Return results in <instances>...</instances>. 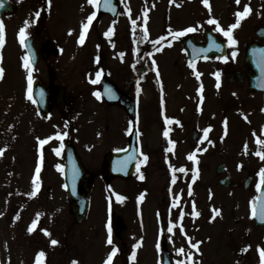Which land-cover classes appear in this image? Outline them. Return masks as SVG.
Returning a JSON list of instances; mask_svg holds the SVG:
<instances>
[{
  "label": "flooded vegetation",
  "instance_id": "flooded-vegetation-1",
  "mask_svg": "<svg viewBox=\"0 0 264 264\" xmlns=\"http://www.w3.org/2000/svg\"><path fill=\"white\" fill-rule=\"evenodd\" d=\"M126 1L128 0H123L120 12L115 19L112 18V13L97 15L100 0H97L95 4L90 3L85 16L80 19L75 28V34H72V29L63 23L64 11L67 6L71 5L72 0H50V3L49 0H7L11 6H7L5 10L12 6L17 10V7L23 6L20 14L21 17L25 15L24 20L29 26L24 28L26 33L24 39L30 37L38 53V60L34 65L29 61L32 69V99H29V70L24 66L23 59L28 56L27 48L24 42H18L21 46L20 53L15 51L16 56H14L13 49L9 50L13 45V40L17 41V37L20 39V30L13 38L11 34L13 24L10 25V20L16 11H5L2 14V21L8 29L4 37V45L0 50L1 67L4 69L0 83L4 84L3 89L8 102L5 124L3 129H0L6 149L5 155L2 154L0 159V164L4 165L6 171L4 178L0 174V213H3L0 219L7 220L4 216L13 213L14 215L8 222L15 230V234L18 231V236L21 234L25 244L34 239L32 243L39 248L34 251L32 247H29L27 253H32V255H28L30 258L26 262L23 258L22 264H37V255L41 251L45 254L42 264H50L48 252L57 250L60 245L58 234L53 231L51 233L48 227L41 225L42 221L39 222L41 213H33L34 215L29 218L27 212L32 208L34 211L38 210L43 202L52 203L50 212L58 209V202L54 198L59 197L62 190L61 180L64 181L69 148L76 149L82 164L88 168L84 148L90 151L104 141L101 152L102 167L96 175L102 176L105 172L108 175L107 184L111 185L115 181L123 184V182L134 180V185L139 190L138 177L141 176V161L144 160V156L148 157L147 161H144V172L150 166H153L156 171L166 170L163 159L168 157L174 146L190 145L181 163L175 159L173 163L175 171L185 172L188 177L193 178L195 176L193 164L199 165L200 163L204 169L205 145L212 146L213 151L215 149L212 139L218 122L216 112H222L231 117L229 121L236 123L235 129L241 123L244 126H250V130L253 127L257 139L264 140V0H240L239 4L235 3L228 17L229 20L233 12L235 14L237 9L243 11L245 5L251 9L250 14L241 20L239 24L241 28L233 30V37L237 41L235 45H230L223 33L216 31V35L220 39H225L228 44L226 59L216 56L209 59H198L195 63L190 61L186 41L191 40L196 44L204 45L207 40L203 9L193 3L195 0H179L185 4L186 10L191 12V17L187 15L185 8L182 11L183 8L168 1L172 8L165 7V14L170 16L166 17L165 22L159 23L155 22L154 14L164 2L163 0L158 3L150 0L145 6L138 0H132L129 3ZM165 2L167 3V0ZM226 11H228L226 8L223 12L220 9V13L216 14V20L225 30L231 25L230 21L226 24L222 19ZM37 12L40 13L39 16L36 15ZM93 12L96 15L88 30L84 32L83 24L87 23V17ZM252 19L256 23L252 26L251 32L245 34L242 40L238 33L240 31L242 34L244 21L246 20V24ZM133 20L136 21L135 24L132 23ZM189 27L194 28L195 31L186 32L180 36L175 35ZM109 28L112 29L111 33L108 32ZM145 30L147 38L144 36ZM82 32L86 37L84 45L78 42ZM72 37L73 40L70 41ZM81 49L85 50L79 59L64 62L66 57L71 55L72 58L75 57V53ZM170 56H173V59L169 61ZM142 57L147 59V64L150 62L149 67L153 65L154 71L141 68ZM157 66L160 75L158 79L162 81V91L156 82ZM17 73H20L19 76L23 79L21 82H24L20 93L22 102L20 113H25L28 117V122L24 121L22 124L23 128L21 125L17 126L16 121L9 117L13 111L10 98L13 96L12 91L17 87V81L11 79ZM148 73L151 77L147 76ZM217 73H219L218 87ZM102 78L105 79L103 83H101ZM107 79H110L119 90L130 94L136 100L138 104L136 116L134 111L127 110L125 100L122 99L124 96L119 95L115 86H109ZM141 84H150L153 88L151 95L149 94L152 123L147 130L144 128L141 114L142 96L145 93L141 90L137 91V88L141 89ZM104 85L109 90L111 89L107 97L102 94ZM169 88L173 96L171 98ZM96 93H99V98ZM38 98L47 99V103L43 102L41 107L37 101ZM107 98L113 101L108 102ZM172 101L175 102L173 107H171ZM204 112L207 120L203 118ZM166 120L171 122L166 123ZM224 121L225 119L222 120V125ZM97 124L101 141L93 144L91 132L88 130L94 125L96 127ZM134 129H138L137 144L139 147L138 164L134 174L130 178L110 176L107 171L108 158L128 148L129 137ZM166 129L169 134L167 137L163 134ZM205 129H209L207 134L204 132ZM56 133H60L63 139H58ZM148 134L150 140L145 139ZM40 140H46V143L41 144ZM143 140L145 141L142 142ZM21 141L23 144L19 146L18 152L21 148L22 153L24 147V153L21 159H15V154L18 153L16 145ZM259 146L260 148H253V153L250 155L256 157L259 166L253 170V173H246L244 179L254 174L255 171L257 173L254 180L261 179L260 170L264 168V159L256 155V152H264V145ZM56 149H59V154ZM160 149L162 156L158 157ZM190 154L197 156L199 163L197 159L193 163L188 158ZM38 165L40 167L39 189L35 196H31L29 194L34 189V177ZM181 169L184 170L181 171ZM168 173L166 191L174 173L171 167ZM223 176L217 175V181ZM21 180L24 189L19 191ZM196 183L202 185L200 182ZM132 189L130 185L129 189L118 190V192H122L124 197L130 196ZM134 189L133 196H136L138 192L136 188ZM246 190L254 192L252 197L258 193L255 189ZM230 192L232 193V190ZM252 197L246 219L254 222L252 213L255 199ZM35 200L41 202L38 203ZM164 202L166 203L164 211L159 210V213L167 224L172 205L168 199ZM186 212L189 216L193 215L190 209ZM204 212L200 210L198 219L205 218ZM36 215L38 219H35ZM33 217L36 224L33 231L29 232V227L24 224L23 220L26 218L28 221ZM118 218L121 220V216ZM207 218L214 220L216 210L211 211ZM39 226L44 232L42 236L36 234ZM124 226L122 232L125 234L128 230H126V225ZM158 228L156 226L155 234ZM116 234L119 235L117 229ZM167 235L168 229L164 227L163 240H167L169 245L170 236L167 238ZM52 240L58 243L52 244ZM115 244L119 246V255H122V246L116 242ZM73 256L76 255H72V260Z\"/></svg>",
  "mask_w": 264,
  "mask_h": 264
},
{
  "label": "rangeland",
  "instance_id": "rangeland-1",
  "mask_svg": "<svg viewBox=\"0 0 264 264\" xmlns=\"http://www.w3.org/2000/svg\"><path fill=\"white\" fill-rule=\"evenodd\" d=\"M130 1L132 2V0ZM138 1L145 6L149 4L150 0ZM152 1L153 3H158L161 0ZM163 1L164 2L158 7L157 12L154 14V20L158 23L165 22L167 19L166 17L169 18L170 16L169 14H165V7L172 8V6L168 4V1L172 4L181 6L179 0H167V3L165 0ZM193 3L202 8V5H204L202 14L206 22L209 19L216 18V14L220 13V9H222L223 12L226 8L228 11H226L225 16H222L223 21L226 24L228 21H230L231 24L235 23L236 16L234 12L231 14L230 20L228 17L235 6L236 0H221V2H218V0H208L210 9L209 6H206L202 2V0H195ZM89 5V0H72L71 5L66 7L64 11L65 15L63 23L66 27H70L72 29V34H75V28L78 26L80 19L85 16ZM22 8L23 6L17 7V10H14V12L16 11L13 14L14 17L10 20V25L13 24V31L11 32V34H13V38L16 37V34L21 28L29 27L28 24H26V20H24L25 15L21 17L20 13H22ZM183 10L184 9H182V11ZM236 11H239V9ZM245 22L246 20L244 21L242 34L240 31L238 33L242 40H244L245 34L251 32L252 26L256 23L253 19L246 24ZM238 28H241V26H238L236 29ZM73 37L70 41L73 40ZM65 39L68 42L67 37ZM85 46H87V44ZM20 48L21 46L19 45L18 40L15 42L13 40V45H11L9 50L11 51L13 49L15 53L13 54L16 56L15 51L20 53ZM84 50L85 49H81L75 53L76 56L73 58L71 57L72 55L66 57L64 62L67 63L79 59L84 54ZM170 59H173V56H170L168 60L170 61ZM19 74L20 73L14 74L11 79L13 81H17V87L14 88V91H12L13 96L10 98L13 111H11L9 117L13 121H16L17 126L21 125L23 128L22 124L24 121L28 122V117L25 113H18V111L22 109L20 93L22 92L21 90L24 85V82H21L23 79L19 76ZM3 86L4 84L0 85V127L5 124L8 102ZM152 91V85L144 84L143 93H145V95L142 96L143 108L141 114L144 121V128L146 130L152 123L149 108V94L151 95ZM168 91L170 93V98L173 97L170 88ZM174 105L175 102L172 101L171 107ZM203 118L207 120L205 112L203 113ZM225 121L223 125V122L219 123V128L216 127V133L214 134V138L216 139V149L213 151L211 150V146L208 144L205 146L207 149L205 150L206 153L203 157V161L205 164H209V166L204 168V177L200 181L202 185H196L192 198H188L186 193H184L185 186L182 183L184 182V176L180 175L182 182H180V184H172L167 192L166 182L169 174L168 169H158L156 171L153 166H150L146 169V182L142 183L145 188H147L148 195H146V202L141 203L145 217H143L142 224H139L136 217V211L140 203L133 195L135 194L134 188H136L137 192H139L140 188L137 190V186L135 187L134 185V180L131 182H123V184L119 181H115L112 184L114 188L121 191L129 189L130 185L133 188L132 191H130L131 195L127 196L128 198L126 197L125 199L123 197V201L120 202L119 205H116V219L118 216H121V220L123 221V224L126 225V230H128V232L124 234L121 231L119 238L117 239V237H115L116 243L123 248V254L115 258V261L112 260V264L162 263L163 256L162 254H158V243L155 240V231L157 226L156 219L160 221L161 218L155 211H164V207L166 206V203L164 202L165 199L172 201L173 206H176V211L172 214L174 217L173 224L174 226L176 224V227L172 230L170 239L172 242L170 249L174 253L185 243H188L187 241H190L191 244H195L202 240V244L198 245V257L194 261V264H260V252L258 248L264 249V228H259L254 224V222L246 219L248 208L250 209V206L247 207V205L254 192L246 190L243 186V179L246 176V173H253V170L259 166L256 157H251L247 150L251 147L260 148V146L255 142L253 127L250 130V126H244V124L241 123L238 124L235 129L234 127L236 123L229 120ZM223 126L227 128L226 132L234 131V135L232 134V137L227 135L220 140L222 138L221 136L224 135L223 130L220 129V127ZM99 130L98 124L96 127L94 125L90 128V130H88L91 132V139L94 141L93 144L101 141V134ZM246 135L249 136L244 139L243 137ZM145 139L150 140L149 134L145 137ZM144 141L145 140H143V142ZM3 142V138L0 135V146L4 144ZM21 144H23V141L16 145L17 152ZM103 144L104 141L101 145L94 146L90 151L87 148H84L85 158L87 159L86 165L94 174H97L99 168L101 169L102 167L101 152L103 150ZM189 148L190 145L181 144L179 150L172 156L168 155V157H170L171 160L176 157L177 161L181 163L185 156V151ZM24 149L25 148L23 147L22 153L20 152L21 157L24 153ZM159 151L160 154L158 157H161V149ZM16 157L18 159V153H16ZM221 162L228 166V170L230 171L232 178H234L233 180L239 183V186L234 188L232 193H230L229 189H224L217 184L215 168L217 164ZM164 163L165 159H163V165ZM27 170L28 169L26 168V171ZM5 172L4 165L0 164L1 177L4 178L3 175ZM21 179L23 178L21 177ZM129 183L131 184L129 185ZM257 185L258 182H256V184L251 188H257ZM23 189V181L21 180L19 191H22ZM142 193L144 194V191L140 190V195ZM168 194L169 197H167ZM105 198L106 195L103 191L102 179L100 176H97L92 183L91 212L87 221L83 224H78L75 221L74 216L70 213L69 202L66 200V194L63 191H61L59 197L56 196L54 198L55 201L58 202V209H55L53 212H50L52 211V203L49 202H43L40 208L36 211H34V208L28 209L27 217L30 218L37 212L41 213V219H38L37 215L35 219H38L39 222L42 221L41 225L48 227L51 233L53 231L58 234L60 239L58 249L48 252L50 255V264H72V261H77V264H105L107 261L106 253L109 248L111 249L113 246L106 245L104 239L105 231L103 221L105 217ZM39 200L35 201L40 203L41 201L39 202ZM38 203L35 204L37 205ZM193 204H197L201 212L205 211V218L192 220L189 217V214H185V216L183 215L182 223L187 228L185 233L181 231L179 225H177L175 217L177 216V211H180L182 208L186 211L189 209L192 210ZM213 210H216L218 214L216 215V218L214 220L211 219L213 220L211 221L207 218V216H209L210 212ZM13 215V213H8L4 216L7 220H0V258H4L2 264H22L23 258L24 262H26L30 258L28 255H32V253H27L29 247H32L34 251L39 250L38 246L32 243L34 239L25 244L21 234L18 236V231L15 234V230L9 223L11 220L10 217ZM33 221L34 217L28 221H26V218L23 220L24 224L28 227L31 226ZM36 232L39 236H42L44 233L42 232L41 226H39ZM128 251L137 252L138 254L137 259L133 260V262L132 260L126 261L125 253ZM188 252H190V250H188ZM73 254L76 256H73L74 259L72 260ZM180 255H182V253ZM179 260H183V257L178 256L177 261ZM109 264H111V262H109Z\"/></svg>",
  "mask_w": 264,
  "mask_h": 264
},
{
  "label": "snow or ice",
  "instance_id": "snow-or-ice-1",
  "mask_svg": "<svg viewBox=\"0 0 264 264\" xmlns=\"http://www.w3.org/2000/svg\"><path fill=\"white\" fill-rule=\"evenodd\" d=\"M96 2H97V0H89V3L95 4ZM202 2L206 6H209L208 0H202ZM49 3H50V0H49ZM236 3L239 4L240 3V0H236ZM0 6H3V0H0ZM209 9H210V6H209ZM250 12H251V9H250V7L248 5H245L243 11H237L235 13V16H236L235 23L229 25L228 28H227V30L221 28L220 25H219V22L217 20H215V19H209L207 22L209 24L216 25V31L223 33V35L227 38V41H228V43L230 45H235L237 43V41L233 37V30L239 26L241 20L243 18H245L248 14H250ZM36 15L39 16L40 13L37 12ZM95 15H96V13L93 12L90 16L87 17V23H84L83 24L84 32H86L88 30L89 25H90V23H91V21H92V19H93V17ZM132 23L135 24L136 21L133 20ZM192 31H195V29L192 28V27H189L187 29H184L182 32H177L175 35L180 36V35H184L186 32H192ZM84 32H82L81 35H80V38H79V41H78L80 44H83L84 43ZM108 32L111 33L112 32V29L109 28ZM25 34L26 33H25L24 28H21L20 29V39H21V43L24 42ZM107 34L108 33H106V35ZM144 36H145V38H147V31L146 30H145ZM3 42H4V25H3V22L0 21V45H2ZM216 46L219 47V45H216ZM121 55H123V54L121 53ZM233 55H235V53H233ZM221 58L226 59V57H221ZM23 59L25 61V65L24 66L26 68H28V70H29V75H28V84H29L28 98L29 99H32V95H31V85H32L31 71H32V69H31V66H30L29 57L28 56H25ZM192 66L194 67V65H192ZM3 72H4V69L3 68H0V77H2ZM197 75H199V74L197 73ZM216 77H217V82H218L217 83V87H218L219 86V73L216 74ZM137 91L139 92L140 89L137 88ZM96 95H97V98H99V93H96ZM170 122L171 121L166 120V123H170ZM225 125H226V121H225ZM208 131H209V129H205L204 130L205 134H207ZM163 134L166 137L168 136L167 129L164 131ZM64 135H66V133ZM56 137L58 139H61V140L63 139V136L60 133H56ZM256 142H257L258 145H264V140L257 139ZM40 143L41 144H44V143H46V140H40ZM3 151H4L3 149H0V155L3 154ZM56 152H57V154H59V149H56ZM256 155L260 156L261 159H264V152L257 151L256 152ZM188 158L190 160L191 159H194V154H190ZM147 159H148V157L147 156H144V161H147ZM183 170L184 169H181V171H183ZM39 172H40V167L38 165L37 168H36V176L34 177V189L29 194L31 196H35L36 193H37V191H38V189H39ZM260 177H261L260 183L261 184H264V168H262L260 170ZM140 178L143 179V176H141ZM173 179L175 180V177H173ZM193 179H195V176H193ZM259 187H260V184L257 185V188H259ZM142 197H143V193L141 194V198ZM120 199L122 200L123 197H120ZM193 214L194 215H199V213H196V212H194ZM256 214L257 213H256V210H255V206H253V213H252V215L255 216ZM0 215H2V213H0ZM37 215H39V214H37ZM259 216H260V219L261 220H264V204L261 205L260 212H259ZM35 224H36V221L34 220L32 222V225L28 228V231L29 232H32L33 231V228H34ZM168 231L169 232L172 231V225L171 224L168 226ZM45 232H46V230H45ZM108 233H109V235H108L107 243L111 245L112 244V238H111V226L110 225L108 226ZM51 243L52 244H56L58 242L56 240H52ZM198 243L199 242L191 245L193 248H196L197 251L199 250L198 249ZM244 250H246V249H244ZM244 250H242V251H244ZM258 250L260 252V264H264V249H259L258 248ZM116 251H117V249L115 247H113L112 252L108 255V258H107V261L105 262V264H109V262L112 260V257L116 253ZM177 251L180 252V253H183L184 252V249L183 248H180ZM44 255L45 254H44L43 251H41V252L38 253V255H37V264H42V259H43ZM132 256H133V258H135V252H133ZM192 259H193L192 253L191 252L187 253V261H192ZM72 264H77V261H72ZM177 264H185V260H179V261H177Z\"/></svg>",
  "mask_w": 264,
  "mask_h": 264
},
{
  "label": "water",
  "instance_id": "water-1",
  "mask_svg": "<svg viewBox=\"0 0 264 264\" xmlns=\"http://www.w3.org/2000/svg\"><path fill=\"white\" fill-rule=\"evenodd\" d=\"M109 4H111V2H109L108 0H104L102 3V9H104V5H109ZM116 10H117V6H116ZM0 17H1V12H0ZM221 45L222 47L224 46L223 47L224 52L222 53L225 54L226 53L225 43L221 41ZM201 53L204 56L213 54V52L210 51L209 49H205V50L203 49ZM216 53L219 54L218 51H216ZM125 106L129 111H133V101L131 98H129L128 101L125 100ZM71 154L73 155V157H70L68 159L66 182L68 187L69 200L72 206V211L76 215V219L81 222L87 216L89 201H90V190L87 187V173L85 172L79 158L77 157L75 153V149ZM107 171L109 173V167L107 168ZM229 184H230L229 179L224 182V185L226 186H228ZM263 191H264V187H263ZM260 208H261V204L257 203L256 212L258 213V215ZM165 264H170V260L168 256L166 257Z\"/></svg>",
  "mask_w": 264,
  "mask_h": 264
}]
</instances>
